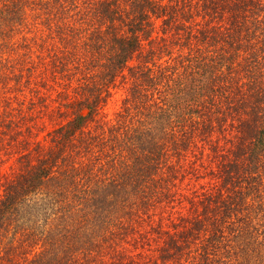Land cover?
<instances>
[{
  "label": "trees",
  "instance_id": "1",
  "mask_svg": "<svg viewBox=\"0 0 264 264\" xmlns=\"http://www.w3.org/2000/svg\"><path fill=\"white\" fill-rule=\"evenodd\" d=\"M0 264H264V0H0Z\"/></svg>",
  "mask_w": 264,
  "mask_h": 264
},
{
  "label": "rangeland",
  "instance_id": "2",
  "mask_svg": "<svg viewBox=\"0 0 264 264\" xmlns=\"http://www.w3.org/2000/svg\"><path fill=\"white\" fill-rule=\"evenodd\" d=\"M12 162H13V159H9L8 162L6 161L4 163V166H9ZM1 169L4 170L3 168H1Z\"/></svg>",
  "mask_w": 264,
  "mask_h": 264
}]
</instances>
